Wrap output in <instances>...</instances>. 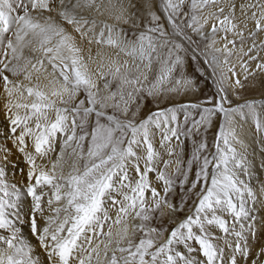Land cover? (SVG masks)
<instances>
[{"label": "snow or ice", "instance_id": "obj_1", "mask_svg": "<svg viewBox=\"0 0 264 264\" xmlns=\"http://www.w3.org/2000/svg\"><path fill=\"white\" fill-rule=\"evenodd\" d=\"M0 264H264V0H0Z\"/></svg>", "mask_w": 264, "mask_h": 264}, {"label": "bare ground", "instance_id": "obj_2", "mask_svg": "<svg viewBox=\"0 0 264 264\" xmlns=\"http://www.w3.org/2000/svg\"><path fill=\"white\" fill-rule=\"evenodd\" d=\"M256 147H257V154H256L257 164H259V145H257Z\"/></svg>", "mask_w": 264, "mask_h": 264}]
</instances>
